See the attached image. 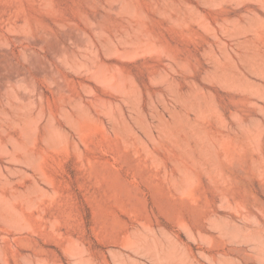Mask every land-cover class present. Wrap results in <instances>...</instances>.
I'll return each instance as SVG.
<instances>
[{"label":"rangeland","instance_id":"rangeland-1","mask_svg":"<svg viewBox=\"0 0 264 264\" xmlns=\"http://www.w3.org/2000/svg\"><path fill=\"white\" fill-rule=\"evenodd\" d=\"M0 264H264V0H0Z\"/></svg>","mask_w":264,"mask_h":264},{"label":"bare ground","instance_id":"bare-ground-1","mask_svg":"<svg viewBox=\"0 0 264 264\" xmlns=\"http://www.w3.org/2000/svg\"><path fill=\"white\" fill-rule=\"evenodd\" d=\"M5 203V202H4ZM4 207V206H3ZM6 208V207H5ZM10 209H12V208H10ZM2 211V210H1ZM17 212V211H16ZM16 212H15V214H16ZM15 218V217H14ZM17 218H19V217H17ZM15 220V219H14ZM2 221V220H1ZM10 221H12L11 219H10ZM5 222V221H4ZM9 223V222H8ZM13 223V222H12ZM18 223V222H17ZM16 224V223H15ZM8 225V224H7ZM19 226V225H18ZM10 227V226H9ZM18 228V227H17ZM16 228V229H17ZM13 229V228H12Z\"/></svg>","mask_w":264,"mask_h":264}]
</instances>
